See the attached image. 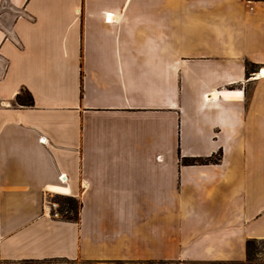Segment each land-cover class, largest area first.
<instances>
[{
  "label": "crops",
  "instance_id": "0c3cea01",
  "mask_svg": "<svg viewBox=\"0 0 264 264\" xmlns=\"http://www.w3.org/2000/svg\"><path fill=\"white\" fill-rule=\"evenodd\" d=\"M12 33L0 264H264V0H26Z\"/></svg>",
  "mask_w": 264,
  "mask_h": 264
},
{
  "label": "rangeland",
  "instance_id": "374dc122",
  "mask_svg": "<svg viewBox=\"0 0 264 264\" xmlns=\"http://www.w3.org/2000/svg\"><path fill=\"white\" fill-rule=\"evenodd\" d=\"M25 3L26 0H0V45L3 42L13 40L12 28L15 21L22 17V12ZM6 68H7V61L6 59L3 58V56L0 53V80ZM253 70L254 68L252 66H249L247 68V72H251ZM22 95L24 96V93ZM261 118H264V114L262 115L260 114V116H258V120H260ZM253 138H251L252 149L258 151L264 149V128H262L261 134L257 133V137L255 138L253 136ZM252 253H253V258L256 261L263 262L264 241H256L255 244L252 246Z\"/></svg>",
  "mask_w": 264,
  "mask_h": 264
},
{
  "label": "trees",
  "instance_id": "16d2710c",
  "mask_svg": "<svg viewBox=\"0 0 264 264\" xmlns=\"http://www.w3.org/2000/svg\"><path fill=\"white\" fill-rule=\"evenodd\" d=\"M24 93V96L22 95ZM15 102L21 106H32L33 99L28 91L21 90L15 96ZM221 159V152L206 158H181V163L184 165H206L217 164ZM55 199L60 203V212L62 213V219L72 222H77L79 219L80 203L73 197L57 196ZM258 240L250 239L246 244V261L247 263H264L258 262L253 258L252 246ZM264 241V240H261Z\"/></svg>",
  "mask_w": 264,
  "mask_h": 264
},
{
  "label": "built area",
  "instance_id": "2783aa9c",
  "mask_svg": "<svg viewBox=\"0 0 264 264\" xmlns=\"http://www.w3.org/2000/svg\"><path fill=\"white\" fill-rule=\"evenodd\" d=\"M58 181L61 184H64L66 182L65 175L60 174L58 176ZM50 194L51 195H50L49 199L46 201V206H47L49 215L53 218H62V213L60 212V204L56 199H54L53 193L50 192Z\"/></svg>",
  "mask_w": 264,
  "mask_h": 264
},
{
  "label": "bare ground",
  "instance_id": "6f19581e",
  "mask_svg": "<svg viewBox=\"0 0 264 264\" xmlns=\"http://www.w3.org/2000/svg\"><path fill=\"white\" fill-rule=\"evenodd\" d=\"M262 72V71H261Z\"/></svg>",
  "mask_w": 264,
  "mask_h": 264
}]
</instances>
